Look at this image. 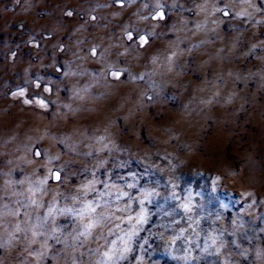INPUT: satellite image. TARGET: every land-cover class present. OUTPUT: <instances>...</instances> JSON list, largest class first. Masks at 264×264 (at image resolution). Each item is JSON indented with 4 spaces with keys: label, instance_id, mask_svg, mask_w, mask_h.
Wrapping results in <instances>:
<instances>
[{
    "label": "rangeland",
    "instance_id": "rangeland-1",
    "mask_svg": "<svg viewBox=\"0 0 264 264\" xmlns=\"http://www.w3.org/2000/svg\"><path fill=\"white\" fill-rule=\"evenodd\" d=\"M0 264H264V0H0Z\"/></svg>",
    "mask_w": 264,
    "mask_h": 264
},
{
    "label": "snow or ice",
    "instance_id": "snow-or-ice-1",
    "mask_svg": "<svg viewBox=\"0 0 264 264\" xmlns=\"http://www.w3.org/2000/svg\"><path fill=\"white\" fill-rule=\"evenodd\" d=\"M68 15H71V13L69 12ZM159 15H160L161 18H163V14L162 13H160ZM127 36H128V39L129 40H133L134 39L132 33H130V32L127 34ZM135 39H138L140 41L141 45L147 43V37L146 36L135 37ZM112 75H114L115 77L119 78V76L121 75V71L120 70H116V71H114L112 73ZM20 95H23V92H21ZM30 102L31 101H27V100L25 101V103H30ZM40 103H41V105L44 104L43 101H40ZM51 176L56 181H59L60 180L59 172H56V171L51 172ZM89 207H91V206H89ZM93 211H94V209H93ZM92 227H93V224H89V225L86 226V230L87 229H91Z\"/></svg>",
    "mask_w": 264,
    "mask_h": 264
}]
</instances>
